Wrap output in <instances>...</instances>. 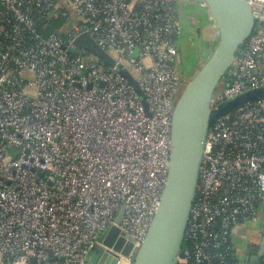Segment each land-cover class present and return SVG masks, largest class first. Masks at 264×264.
<instances>
[{
	"label": "built area",
	"instance_id": "2783aa9c",
	"mask_svg": "<svg viewBox=\"0 0 264 264\" xmlns=\"http://www.w3.org/2000/svg\"><path fill=\"white\" fill-rule=\"evenodd\" d=\"M195 1L0 0V264H91L95 249L133 264L167 180ZM248 3L252 33L212 107L264 87V0ZM82 32L114 66L69 52ZM112 227L127 256L104 244ZM263 232L264 97L209 131L177 264H245Z\"/></svg>",
	"mask_w": 264,
	"mask_h": 264
},
{
	"label": "water",
	"instance_id": "95a60500",
	"mask_svg": "<svg viewBox=\"0 0 264 264\" xmlns=\"http://www.w3.org/2000/svg\"><path fill=\"white\" fill-rule=\"evenodd\" d=\"M202 1L212 15L218 39L210 56L189 80L175 104L166 184L133 264H177L209 131L225 114L264 97V87H261L226 99L215 107L211 106L213 95L225 78L236 51L252 33L254 19L248 0ZM74 45L76 48L69 50L71 54H92L105 66L115 65L111 56L85 32L75 39ZM118 71L144 98L133 77L122 66H118ZM117 236L118 229L112 227L104 238V244L120 251L124 239ZM131 247L132 244L127 243L121 253L127 256ZM249 249L245 264H259L264 256V232L259 244L251 245ZM115 263L116 260L107 252L97 261V264Z\"/></svg>",
	"mask_w": 264,
	"mask_h": 264
},
{
	"label": "rangeland",
	"instance_id": "374dc122",
	"mask_svg": "<svg viewBox=\"0 0 264 264\" xmlns=\"http://www.w3.org/2000/svg\"><path fill=\"white\" fill-rule=\"evenodd\" d=\"M196 2L203 8L202 10H204V14H205V15H203V13H200V12L196 13L197 16L202 17L201 24H202V22L205 21L203 19V17H206V16H208L206 18H211V20L214 21L211 13L209 12V10H208L207 6L204 4V2L202 0H197ZM189 16H190V14L187 13V18H186L187 19V21H186L187 25L184 27V31H189L190 33H188V32L184 33L183 32V35H186V36H192L191 34H193V33H191V31H192V28H194L193 25L196 21V18H195V21L189 20ZM190 29H191V31H190ZM186 36H185V38H186ZM216 39H218V38L215 37L214 40L202 38L201 40H203V41L199 44V46L197 45L198 48L193 46L194 43L192 42V39H190V37L188 39H186L187 43L186 44L184 43V44H185L187 56L185 58V62L182 63V65H181V67H182L181 69L183 71V77L185 78V83H184L185 86L189 82V80L192 78V76L196 73V71L202 66V64L210 56V54L213 51V48L216 44V41H217ZM185 48H184V50H185ZM193 50H195V51H193ZM188 51H189V53H188ZM222 84H223V80L221 81L219 88H221ZM251 233L256 234V233H254V230L251 231ZM258 239H259V237H257L256 235H252V237H250V240L254 243H258V241H259ZM106 252H107L106 249H95V250L90 252L87 261L91 264H95L99 260L100 256Z\"/></svg>",
	"mask_w": 264,
	"mask_h": 264
},
{
	"label": "crops",
	"instance_id": "0c3cea01",
	"mask_svg": "<svg viewBox=\"0 0 264 264\" xmlns=\"http://www.w3.org/2000/svg\"><path fill=\"white\" fill-rule=\"evenodd\" d=\"M202 9L203 8L196 1L195 2H191L190 4H188L185 7V14H184V22L185 23H184V25L185 26L187 25V22H186L187 21V19H186L187 18V13L190 14L189 20H194L195 21V18H196V21H195V23L193 25L194 28H192V31L190 29L191 33H193V34H191L192 36H186V35H184V37H183L184 39L181 42L180 58L182 59V62L183 63L185 62V58L187 56L186 48H185V44L187 43V40L186 39H188L190 37V39H192V42L194 43L193 46L194 47H197V45L199 46V44L203 41V40H201L202 38L203 39H212V40H214L215 37L218 38L216 25H215L214 21L211 20V18H206L208 16L203 17V19L205 21L202 22V24H201L202 17L197 16L196 13L200 12V13H203V15H205L204 14V10H202ZM185 32L190 33L189 31H184V33ZM185 36H186V38H185ZM184 48H185V50H184ZM195 50H193V51H195ZM188 53H189V51H188ZM241 241L242 240H240V238L236 239V241H235L237 243V245H239V247L242 246V245H240L241 244ZM95 264H97V262Z\"/></svg>",
	"mask_w": 264,
	"mask_h": 264
},
{
	"label": "trees",
	"instance_id": "16d2710c",
	"mask_svg": "<svg viewBox=\"0 0 264 264\" xmlns=\"http://www.w3.org/2000/svg\"><path fill=\"white\" fill-rule=\"evenodd\" d=\"M61 22H62L61 19H58V20L52 22L51 26L46 31H43L42 33L48 34V33L52 32V31H54L61 24Z\"/></svg>",
	"mask_w": 264,
	"mask_h": 264
},
{
	"label": "flooded vegetation",
	"instance_id": "af4514ba",
	"mask_svg": "<svg viewBox=\"0 0 264 264\" xmlns=\"http://www.w3.org/2000/svg\"><path fill=\"white\" fill-rule=\"evenodd\" d=\"M248 251L250 252V249L248 248Z\"/></svg>",
	"mask_w": 264,
	"mask_h": 264
}]
</instances>
